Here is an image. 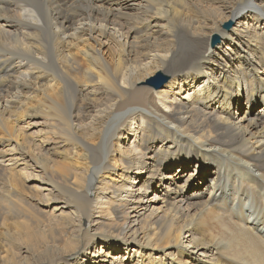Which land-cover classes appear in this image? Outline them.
I'll return each instance as SVG.
<instances>
[{
    "label": "bare ground",
    "instance_id": "6f19581e",
    "mask_svg": "<svg viewBox=\"0 0 264 264\" xmlns=\"http://www.w3.org/2000/svg\"><path fill=\"white\" fill-rule=\"evenodd\" d=\"M0 264H264V0H0Z\"/></svg>",
    "mask_w": 264,
    "mask_h": 264
},
{
    "label": "water",
    "instance_id": "95a60500",
    "mask_svg": "<svg viewBox=\"0 0 264 264\" xmlns=\"http://www.w3.org/2000/svg\"><path fill=\"white\" fill-rule=\"evenodd\" d=\"M231 25H232V23L229 22V23L225 24V28H226V29H229V28L231 27ZM219 42H220V38H219V36L215 35V36L212 38V42H211L212 47L215 46V45H217ZM167 80H168V78H166V77H162V76L159 74V75H157V76L151 78L149 82H150V84L153 85L154 87L159 88V87L163 86V85L166 83Z\"/></svg>",
    "mask_w": 264,
    "mask_h": 264
},
{
    "label": "rangeland",
    "instance_id": "374dc122",
    "mask_svg": "<svg viewBox=\"0 0 264 264\" xmlns=\"http://www.w3.org/2000/svg\"><path fill=\"white\" fill-rule=\"evenodd\" d=\"M234 25H235V24L232 22V25H231L230 29H232V27H233ZM230 29H229V30H230ZM219 43H220V42H219ZM219 43H218V44H219ZM165 84H166V83H165ZM165 84H164V85H165ZM164 85H163L161 88H163ZM258 108H260V106H259ZM247 109H248V108H247Z\"/></svg>",
    "mask_w": 264,
    "mask_h": 264
}]
</instances>
